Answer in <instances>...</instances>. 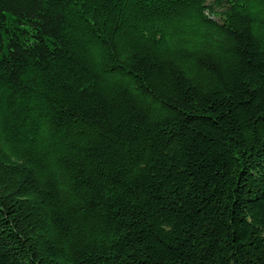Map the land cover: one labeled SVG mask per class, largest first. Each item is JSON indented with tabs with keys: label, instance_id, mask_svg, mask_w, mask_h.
Returning <instances> with one entry per match:
<instances>
[{
	"label": "trees",
	"instance_id": "obj_1",
	"mask_svg": "<svg viewBox=\"0 0 264 264\" xmlns=\"http://www.w3.org/2000/svg\"><path fill=\"white\" fill-rule=\"evenodd\" d=\"M0 264H264V0H0Z\"/></svg>",
	"mask_w": 264,
	"mask_h": 264
}]
</instances>
